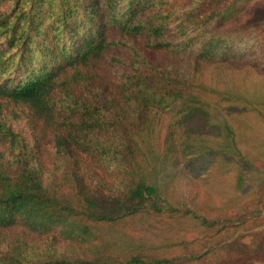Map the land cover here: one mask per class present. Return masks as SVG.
Returning <instances> with one entry per match:
<instances>
[{
  "label": "trees",
  "instance_id": "1",
  "mask_svg": "<svg viewBox=\"0 0 264 264\" xmlns=\"http://www.w3.org/2000/svg\"><path fill=\"white\" fill-rule=\"evenodd\" d=\"M262 6L0 0V264H264Z\"/></svg>",
  "mask_w": 264,
  "mask_h": 264
},
{
  "label": "rangeland",
  "instance_id": "2",
  "mask_svg": "<svg viewBox=\"0 0 264 264\" xmlns=\"http://www.w3.org/2000/svg\"><path fill=\"white\" fill-rule=\"evenodd\" d=\"M258 10H260L258 12L259 14L262 13L264 10V6L260 7ZM171 19L174 18H170L167 22L169 23L170 29L175 34V32H177V24L183 18H180L177 21L173 20L174 22ZM140 44L141 43H139L138 45ZM113 56L120 59V61H116L115 63H113V65H111L110 76H115L114 72L115 74L118 75L121 74L124 70H126V66L127 63L129 62L131 53L129 50L116 48L113 51ZM114 78L117 79L116 76ZM3 103H4V110H3L4 119L8 121L16 131L18 132L20 131L21 133H23L27 143L30 146H33V144L35 143L37 133L33 129L30 123L32 118V112L25 105H15L14 103L9 102L8 100H3ZM46 137H47V142L42 143V147L46 150H50L52 148L51 146L52 134L48 133ZM258 196L259 197H257V199L255 198L249 206L250 209L249 211L250 213L252 212L253 215L264 213V189L262 188L259 189ZM244 197H245L244 200H248L250 196L247 197V195H245ZM238 233L242 234L245 241L252 246L254 242L256 243L257 241H262L264 239V225L253 227L244 231L240 230ZM194 237L195 234H192L189 236V239L193 240ZM202 247H203L202 244L198 242H192V244L189 245V250L198 251ZM62 250L68 251L69 249L62 248ZM206 264H255V262L253 263L248 257H242L237 259H229L227 261H223L219 263H206Z\"/></svg>",
  "mask_w": 264,
  "mask_h": 264
}]
</instances>
